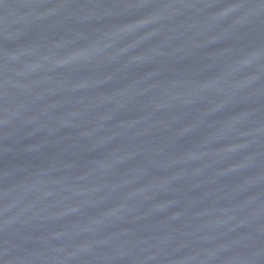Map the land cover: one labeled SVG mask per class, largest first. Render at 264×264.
<instances>
[{"label": "water", "instance_id": "1", "mask_svg": "<svg viewBox=\"0 0 264 264\" xmlns=\"http://www.w3.org/2000/svg\"><path fill=\"white\" fill-rule=\"evenodd\" d=\"M0 264H264V0H0Z\"/></svg>", "mask_w": 264, "mask_h": 264}]
</instances>
